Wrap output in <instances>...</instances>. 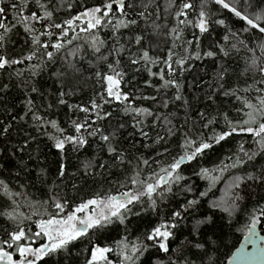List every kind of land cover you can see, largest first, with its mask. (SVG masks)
I'll use <instances>...</instances> for the list:
<instances>
[{
	"label": "snow or ice",
	"instance_id": "6c2138e0",
	"mask_svg": "<svg viewBox=\"0 0 264 264\" xmlns=\"http://www.w3.org/2000/svg\"><path fill=\"white\" fill-rule=\"evenodd\" d=\"M217 212L264 218V0H0V264H220Z\"/></svg>",
	"mask_w": 264,
	"mask_h": 264
},
{
	"label": "trees",
	"instance_id": "16d2710c",
	"mask_svg": "<svg viewBox=\"0 0 264 264\" xmlns=\"http://www.w3.org/2000/svg\"><path fill=\"white\" fill-rule=\"evenodd\" d=\"M207 41H205V44ZM244 67V61L243 59H239L238 61L233 60L229 63V71L231 73L230 76V83L235 82V80L238 77V74ZM213 71V63L211 61H205L203 65H201L200 62H196V67L191 73H186V95L191 100L193 107H203V104L200 103L195 99L196 96H200L201 100H203V95L201 92L193 88L191 85L194 84L193 77H196L198 80L201 81H207L209 80L211 74ZM88 95H90L89 90H85L84 93L81 94L80 97L77 99H83L84 101L87 100ZM226 107L230 108V105H226ZM182 114V113H181ZM61 118H63V114L61 113ZM239 139V138H237ZM43 147V145H41ZM229 145H226L224 149L221 151L226 152ZM46 150V149H45ZM49 163L52 169H55V159L56 157L52 154H49ZM215 159V157H213ZM75 157L73 158V164L76 163ZM218 191H216V197H220L225 194L224 189L225 185L220 184L218 185ZM249 192H252L254 194H260V189H248ZM215 198V197H214ZM253 200H250L249 203H253ZM250 223V220L247 218V216H241L239 221L229 225L227 222L226 216L224 214L217 212L215 215V224L212 226L211 231L215 232L218 236H220L223 240V244L219 248V251L217 253L220 264H223L226 262L229 257L231 256L232 252L236 249V247L239 245L242 237L247 232V227H245L246 224ZM259 229L262 233H264V218L261 219V221L258 223Z\"/></svg>",
	"mask_w": 264,
	"mask_h": 264
},
{
	"label": "water",
	"instance_id": "95a60500",
	"mask_svg": "<svg viewBox=\"0 0 264 264\" xmlns=\"http://www.w3.org/2000/svg\"><path fill=\"white\" fill-rule=\"evenodd\" d=\"M255 235L251 239H247V234L241 239L239 245L232 252L229 259L223 264H264V234H262L256 226ZM243 246V253H238L237 250ZM235 257V259H234Z\"/></svg>",
	"mask_w": 264,
	"mask_h": 264
}]
</instances>
